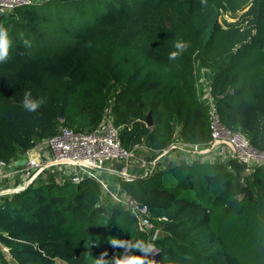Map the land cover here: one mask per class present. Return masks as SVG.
<instances>
[{"label": "trees", "instance_id": "trees-1", "mask_svg": "<svg viewBox=\"0 0 264 264\" xmlns=\"http://www.w3.org/2000/svg\"><path fill=\"white\" fill-rule=\"evenodd\" d=\"M32 6L0 15V29L8 33L14 25L17 30L9 39L7 60L0 63V160L20 158L61 125L76 132L92 130L106 106L122 146L147 161L172 143L207 142L210 103L223 124L244 134L255 148H264V0H108L99 23L57 56L32 54L33 41L20 35L37 17ZM223 13L234 19L226 27L218 21ZM31 27L43 34L40 26ZM177 41L188 47L170 61ZM99 54L105 55L102 61L120 56L111 74L116 80L128 75L137 95L115 91L111 78L96 71ZM148 64L157 70L152 78H144ZM95 74L102 76L96 80L99 98L91 99L89 82ZM203 81L211 100L204 96ZM25 91L46 103L26 111L21 103ZM174 152L183 153L168 150L149 175L134 162L129 170L134 179L107 174L119 194L148 207L159 229L153 245L162 264H264V164L161 160ZM181 164L218 167L206 177L204 201L145 183L154 173ZM111 166L119 171L124 162ZM74 176L63 171L60 181L54 174L37 177L21 191L0 195V245L8 249V254L0 252V264H95L97 249L110 236L121 245L150 243L151 233L134 228L136 217L106 197L97 180L86 176L74 182ZM67 182L78 187L71 190ZM121 245L103 251L104 258L156 264L148 253Z\"/></svg>", "mask_w": 264, "mask_h": 264}, {"label": "built area", "instance_id": "built-area-1", "mask_svg": "<svg viewBox=\"0 0 264 264\" xmlns=\"http://www.w3.org/2000/svg\"><path fill=\"white\" fill-rule=\"evenodd\" d=\"M38 0H0V15L19 7H29L37 3ZM209 100L211 98L207 95ZM209 133L210 138L205 143H172L168 150L179 148L184 153L198 155L209 153L220 145L227 147L229 160H234L247 167L264 164V148H255L248 138L239 131L227 127L219 118L216 108L210 103L209 110ZM46 150V156H33L30 151L40 152ZM166 150L165 152H163ZM162 150L154 159L149 161L144 157L136 156L134 150L125 149L120 140L119 129L114 125L110 107H105L101 113V120L95 128L88 132H76L73 129L61 125L58 131L34 143L25 153L22 159H11L10 161L0 160V179L8 177H18L20 180L11 187L0 190V195L11 194L25 189L43 171L51 167H69L75 176L74 182H79L83 177H90L97 180L105 194L114 203H120L122 207L130 211L137 220L139 229L151 233L150 243L159 235V229L154 226L149 216L148 207L140 204L134 198L119 194V186L115 189L110 188L109 183L104 181L102 174L105 172L96 171L88 167H103L108 169V173L114 174L118 171L112 168L113 162H124V166L119 172L126 175V179L136 177L130 174L129 170L133 162L144 169L143 175L153 172L159 158L167 153V149ZM20 159V160H19ZM203 160H206L203 159ZM201 160V161H203ZM210 160V159H209ZM212 161V160H211ZM154 246V245H153ZM0 251L8 254V249L0 245ZM157 253L153 251L148 255L152 258Z\"/></svg>", "mask_w": 264, "mask_h": 264}, {"label": "rangeland", "instance_id": "rangeland-1", "mask_svg": "<svg viewBox=\"0 0 264 264\" xmlns=\"http://www.w3.org/2000/svg\"><path fill=\"white\" fill-rule=\"evenodd\" d=\"M107 2L108 0H77L75 2H63L58 4L56 2L42 3V1L38 0L37 4L40 5L31 7L33 10H35L37 16L35 19H32L33 21H35H31V23H28V27H24L22 33L21 31H19L20 35L22 34V38H25L26 40L33 41L34 45L31 47L32 54H49L52 56H57L62 53L66 46L72 44L75 41L78 34L86 32L99 23L100 17L105 10ZM12 12L13 11H9V14H12ZM223 19L226 22H223ZM218 21L222 27H226L227 23L234 21V19L229 17L227 13H223L218 16ZM33 24H35L36 26H40V28L43 29V34L38 33L35 28L31 27V25ZM17 26L21 28L20 25ZM14 27V25H11L9 28V39H11L12 33L17 31L16 29H14ZM29 29H31L32 31L30 32ZM140 56L141 60L144 59L145 61H147L148 58H144V55L140 54ZM104 57L105 55L103 54H99L95 57V65H97L96 71H100L101 74L104 71L105 77L108 75V77L111 78V80L114 82V85L112 87L115 91L118 90V92L122 94H128L129 97L137 95L138 93L134 91L132 85L129 84L126 80L128 75L123 77L121 80H116L113 75L114 72L113 74H111V70L113 69L114 64L119 60L120 56L118 54H115V56H112L111 60H109L108 58L102 61ZM152 65L154 64H148V66L145 67L146 73H144V78H152L157 74L156 69L150 68ZM95 75L96 77H93V75L91 76L89 82V86L93 88L92 94L90 96L91 99L99 98V90L97 88L96 80H98V77L102 76L100 74ZM201 80H203V78ZM207 91L208 85L206 83L203 89L204 96L208 95ZM111 101L113 103L115 101V98L113 96ZM226 150L227 147H225L224 145H220L217 148L213 149L211 152L205 153V155L204 153L194 155L191 153H184V151H182L184 154L181 152L176 153H178L182 157V159L178 160L187 162H190L194 159L203 160L205 158L206 160L211 159L212 161L227 162L229 159V155L227 154ZM217 169L218 167L214 164H181L180 167L175 170L154 173L149 179L145 181V183L150 187H160L167 189L168 191L176 193L180 197H191L196 198V200L198 201H204L208 196V191L204 187L206 177L212 175ZM70 170L71 168L69 167H51L43 171L38 176V179L43 180L44 178H47L48 176L54 174L57 177V180L60 181V176L63 175V171L67 174L73 173ZM107 174L111 173L105 172L102 174L104 181L113 185V188H116L114 181ZM17 181L18 180L16 176L0 179V188L5 189L3 187H11ZM67 183H69L68 186L71 188V190H76V188L78 187V185L76 184L70 182ZM102 192L106 196L104 189H102ZM133 227L138 228L136 222L133 223ZM112 235L115 236L114 232L112 233ZM111 240H114L113 236L109 237L107 241L108 244H104L103 246L101 245L97 249L98 255L97 257H95L94 261H96V259L100 257L103 251H107L109 248H111V246L113 245L111 243Z\"/></svg>", "mask_w": 264, "mask_h": 264}, {"label": "clouds", "instance_id": "clouds-1", "mask_svg": "<svg viewBox=\"0 0 264 264\" xmlns=\"http://www.w3.org/2000/svg\"><path fill=\"white\" fill-rule=\"evenodd\" d=\"M27 45L28 41H24ZM11 47V41L9 40L8 33L6 30L0 29V63H3L7 60L9 56V50ZM188 44L184 41H177L175 43L176 51L170 52L168 59L170 61H174L186 48ZM22 107L28 112H35L38 108H40L44 103H46V98H33L31 91H25L23 100H22ZM113 245H121L116 240H111ZM124 248L128 249H136L141 251L144 254L153 251V245L151 243H144V242H133L129 245H121ZM105 254H102L100 258H97L95 264H119V261L115 258L112 259H105ZM127 264H141L139 260L131 259L127 261Z\"/></svg>", "mask_w": 264, "mask_h": 264}, {"label": "water", "instance_id": "water-1", "mask_svg": "<svg viewBox=\"0 0 264 264\" xmlns=\"http://www.w3.org/2000/svg\"><path fill=\"white\" fill-rule=\"evenodd\" d=\"M62 110L60 109L59 113H58V119L62 120ZM146 124L147 126H151L152 125V118H151V113L148 112L147 115H146ZM168 150V149H167ZM166 150H164L163 152H165ZM88 167L90 168H93L94 170L96 171H101V172H108V169L106 168H103V167H91L89 165H87ZM114 174H117L121 177H126L125 174L119 172V171H114ZM131 179H134L135 177L131 176L130 177ZM153 261L156 263V264H162L161 260H160V252H157L153 257H152Z\"/></svg>", "mask_w": 264, "mask_h": 264}, {"label": "crops", "instance_id": "crops-1", "mask_svg": "<svg viewBox=\"0 0 264 264\" xmlns=\"http://www.w3.org/2000/svg\"><path fill=\"white\" fill-rule=\"evenodd\" d=\"M167 149V148H166ZM164 150V149H163ZM30 153L33 155V156H35V157H39V156H46V154H47V152H46V150H41L40 152H37V151H30ZM26 156V153L25 154H23L22 156H21V158L20 159H22L23 157H25ZM173 157H174V159H176V160H174L173 159ZM19 159V160H20ZM163 159V161H165V160H167V161H170V162H175L176 163V161H183V160H178V159H182V157L178 154V153H176V152H174V153H172V154H170L169 156H164V157H162L161 158V160ZM211 160V159H210ZM159 161V160H158ZM17 178V183L19 182V178L18 177H16ZM0 189H2V188H0Z\"/></svg>", "mask_w": 264, "mask_h": 264}]
</instances>
